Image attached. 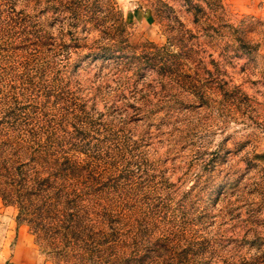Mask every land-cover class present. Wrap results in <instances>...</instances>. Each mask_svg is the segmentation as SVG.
<instances>
[{"label": "rangeland", "instance_id": "374dc122", "mask_svg": "<svg viewBox=\"0 0 264 264\" xmlns=\"http://www.w3.org/2000/svg\"><path fill=\"white\" fill-rule=\"evenodd\" d=\"M260 3L0 0V231L56 264H264ZM42 177L87 198L47 217Z\"/></svg>", "mask_w": 264, "mask_h": 264}, {"label": "trees", "instance_id": "16d2710c", "mask_svg": "<svg viewBox=\"0 0 264 264\" xmlns=\"http://www.w3.org/2000/svg\"><path fill=\"white\" fill-rule=\"evenodd\" d=\"M1 145V144H0ZM35 177V176H34ZM38 177V176H37ZM49 181V177H42L41 178V182L42 183H46V185H42L37 187L36 189H34V196L35 198L39 201V202H45V210H46V216L48 217V212L50 211L51 207H54L55 205H57L60 202H65L67 204L71 203V205H76L79 200H82V196L87 198V195L85 192H83V189H77L76 188L74 190H69V191H64L63 190H59L57 188L54 189V187L50 186V181ZM48 185V186H47ZM22 191L24 193H27L25 195H23V199L27 200V196H29V192H27L26 188H22ZM48 207V208H47ZM47 208V209H46ZM69 209V207L65 206V208L62 210L63 215L62 217L64 219H59L61 220L60 223L55 222V225H53L51 228H53L52 230V234L55 237H58L61 245L63 246V250H69L71 249L73 251V255H82L84 252H89V254L91 256L94 255L95 253V249L93 247H91L88 243H84V239L88 236V234H90V230L87 229L86 233H85V229L83 228L84 226L81 227V230L79 231H73L74 228H70V224H73L74 222L80 220V216H83L81 211V207H71V211L69 209V212H67V210ZM42 211V209H41ZM44 211V210H43ZM83 211V210H82ZM83 213H85L83 211ZM52 219H55V217H51ZM65 218H67V224L65 225ZM42 220V219H41ZM36 222V221H35ZM37 229L39 230V233L41 232V234L43 235H48V231L49 228L47 226V224L44 223H40V221L37 222ZM33 229H34V225H33ZM52 236V235H51ZM90 236V235H89ZM59 246V245H57ZM128 258L124 257V255L122 257H120V255L118 256L115 252L111 253V257H109V261L108 264H111V261H113L112 264H128Z\"/></svg>", "mask_w": 264, "mask_h": 264}, {"label": "crops", "instance_id": "0c3cea01", "mask_svg": "<svg viewBox=\"0 0 264 264\" xmlns=\"http://www.w3.org/2000/svg\"><path fill=\"white\" fill-rule=\"evenodd\" d=\"M260 9L264 11V0ZM7 229L0 231V264H56L47 260L24 232Z\"/></svg>", "mask_w": 264, "mask_h": 264}]
</instances>
